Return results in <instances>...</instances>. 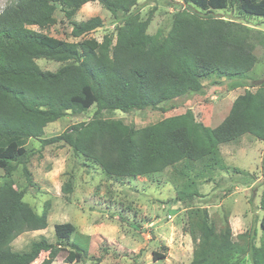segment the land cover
<instances>
[{"label":"trees","instance_id":"1","mask_svg":"<svg viewBox=\"0 0 264 264\" xmlns=\"http://www.w3.org/2000/svg\"><path fill=\"white\" fill-rule=\"evenodd\" d=\"M138 1L15 0L0 12V264H34L41 253L47 257L37 264H52L64 250L62 243L76 232L70 223L55 224L54 244L41 238L23 251L11 248L21 234L47 227V210L37 214L23 201L25 192L14 187L19 166L31 184L27 164L32 155L25 147L30 139L42 147L64 144L110 177L134 179L171 168L177 200L190 204L201 196L198 183H209L216 173L242 174L246 180L238 183L247 187L254 182L226 165L220 152L221 145L248 135L263 143L259 209L264 213V74L252 91L235 98L214 128L187 111L139 128L93 118L43 138L45 127L68 112L78 116L92 106L97 113L157 110L165 102L200 94L204 79L243 81L253 71L254 42L264 47V32L212 12L237 2L245 15L264 17V0H183L188 8L172 15L166 35L147 33L159 0H146L153 6L144 19ZM92 2L117 19L114 35L101 42L84 38L103 27L101 18L73 21L81 7ZM57 10L71 24V37L80 41L51 45L41 31L32 29L54 25ZM38 59L62 66L42 70ZM62 191L70 193L71 187L65 184ZM259 226L258 245L256 229L245 230L234 241L228 217L217 228L206 208L190 207L184 228L194 245L189 264H246L245 259L264 264V214ZM71 246L64 262L84 261L82 248ZM152 258L162 256L153 252Z\"/></svg>","mask_w":264,"mask_h":264},{"label":"rangeland","instance_id":"2","mask_svg":"<svg viewBox=\"0 0 264 264\" xmlns=\"http://www.w3.org/2000/svg\"><path fill=\"white\" fill-rule=\"evenodd\" d=\"M13 1L0 0V12ZM138 5L141 17L146 18L153 4L146 5V0H139ZM156 5L147 29L151 35L157 31L166 35L171 27L172 15L188 8L183 0H159ZM212 15L264 32V17L245 15L237 2L225 10L213 11ZM91 17L101 18L104 25L84 38H95L101 42L106 36L114 35L117 19L96 2L83 5L73 21L81 22ZM55 18L56 23L47 29H32L41 31L51 45L59 40L80 41L71 37L72 26L60 10L56 11ZM254 54L257 62L247 80L207 78L202 81L200 94L165 102L157 110L97 113L96 107L92 106L78 116L68 112L45 127L43 138L58 135L72 124L93 118L118 120L139 128L187 111L193 113L197 122L214 128L227 115L235 98L245 90L252 91L251 86L262 79L264 47L254 42ZM36 63L42 70L52 72L62 66V63L44 59H38ZM25 147L32 155L27 164L31 184H27L19 166L13 174L14 187L25 192L23 201L37 214L47 210V227L18 236L11 243L14 251H23L31 242L41 238L54 244V225L70 223L76 232L70 241L62 243L64 250L52 264H67L64 261L73 243L82 248L85 258L71 264H189L194 245L184 228L190 207L206 208L217 228L228 217L234 241H237L236 235L245 230L256 229V244H259V220L264 214L259 209L263 143L251 136L245 135L237 142L221 145L220 152L226 165L238 168L250 179L253 177L254 182L247 187L238 183L246 180L242 174L216 173L209 183H198L201 196L190 204L177 200V182H173L171 168L134 179L116 178L108 176L81 155L74 154L64 144L42 147L37 140L30 139ZM2 182L3 172L0 170V184ZM65 184L71 187L70 193L62 191ZM153 252L162 258L153 260ZM46 257L47 253H41L34 264ZM245 263L250 264V260L245 259Z\"/></svg>","mask_w":264,"mask_h":264}]
</instances>
